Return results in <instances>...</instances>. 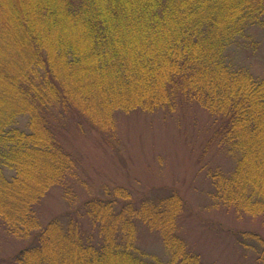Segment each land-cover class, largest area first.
I'll return each instance as SVG.
<instances>
[{"label":"trees","instance_id":"1","mask_svg":"<svg viewBox=\"0 0 264 264\" xmlns=\"http://www.w3.org/2000/svg\"><path fill=\"white\" fill-rule=\"evenodd\" d=\"M262 37L264 0H0V237L21 243L0 264H218L187 234L186 191L131 178L133 112L175 119L209 228L264 264ZM53 191L66 207L44 222Z\"/></svg>","mask_w":264,"mask_h":264},{"label":"rangeland","instance_id":"2","mask_svg":"<svg viewBox=\"0 0 264 264\" xmlns=\"http://www.w3.org/2000/svg\"><path fill=\"white\" fill-rule=\"evenodd\" d=\"M261 40L263 44L257 59L253 61L256 69L264 67V37ZM20 121L24 119L21 117ZM167 125L163 124L158 116H148L143 112H133L122 116L118 121L117 132L128 148V151L124 152L128 172L132 179L139 180L148 187L153 184L168 183L176 184L182 192L186 191L193 216L185 221L184 226L188 227L187 234L191 241L202 249L205 258L218 264H235L240 256L239 252H234L233 248L227 244L223 233L209 228L211 219L217 217L218 213L207 208L206 204L209 200L205 189L208 186L203 184L201 177L202 184L195 178L193 158L189 149L185 148L180 141L175 119L168 121ZM86 151L91 158L90 162L98 169H102L103 174L111 172L114 164L111 163L110 152L101 153L99 156V153L92 148ZM90 175H93L96 181L103 179V175L101 177L93 169ZM65 207L60 192L53 191L46 197L40 209L44 222L63 211ZM225 233L228 235L227 238H230L229 234ZM143 241L152 243V240L146 238ZM20 246L21 243L12 238L0 237V257L15 253ZM159 248L160 246L157 247V245L151 247L153 250Z\"/></svg>","mask_w":264,"mask_h":264}]
</instances>
